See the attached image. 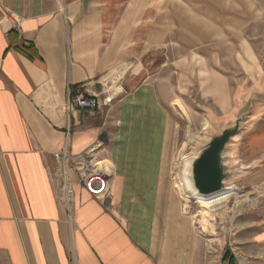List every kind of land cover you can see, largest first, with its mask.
<instances>
[{
	"label": "crops",
	"instance_id": "1",
	"mask_svg": "<svg viewBox=\"0 0 264 264\" xmlns=\"http://www.w3.org/2000/svg\"><path fill=\"white\" fill-rule=\"evenodd\" d=\"M262 14L261 0H0V264H207L171 179L179 125L164 70L178 46L229 43ZM111 75L120 113L109 134L104 107L70 102L85 85L108 92ZM68 137L73 153L98 147L112 168L106 203L75 185L72 218L54 181ZM241 216L218 258L230 249L264 264V212Z\"/></svg>",
	"mask_w": 264,
	"mask_h": 264
},
{
	"label": "rangeland",
	"instance_id": "2",
	"mask_svg": "<svg viewBox=\"0 0 264 264\" xmlns=\"http://www.w3.org/2000/svg\"><path fill=\"white\" fill-rule=\"evenodd\" d=\"M261 5L263 18L257 25L252 23L245 31V36L241 33L232 35L229 43L206 45L200 49L187 45L178 46L176 57L169 60L164 70L161 97L179 125L174 143L171 179L183 199L184 211L193 219L199 231L201 253L206 257L207 264H223L221 257L218 258L221 253L217 250L225 246L227 240L237 232L243 213L250 215L252 221L254 217H260V211L264 212V164L260 169L232 181L240 199H243L241 204L231 196L224 201L226 205L220 211L208 209L206 212L201 203L193 198H186L181 190V176L184 171L182 155L188 154L197 139L203 136L204 122L209 119L210 113L219 119L230 118L236 108L235 99L243 91L248 95L252 87L264 81V76L260 75L244 77L240 70L244 61L246 66L253 64L264 68V0H261ZM107 78L110 89L102 93L101 97L109 94L112 96L111 93L116 92L115 78L112 75ZM116 102L114 95L111 104L102 106L109 120L113 122L107 128L109 134L118 127L115 118L118 119L120 108ZM259 118L260 121L251 132L239 136L235 159L244 165H250L255 158L264 156V110ZM130 146L136 147L137 144ZM99 158L107 159V156L101 154ZM99 164L107 165L112 171L110 161L104 160ZM204 212L208 219H205ZM210 256L213 257L209 258Z\"/></svg>",
	"mask_w": 264,
	"mask_h": 264
},
{
	"label": "water",
	"instance_id": "3",
	"mask_svg": "<svg viewBox=\"0 0 264 264\" xmlns=\"http://www.w3.org/2000/svg\"><path fill=\"white\" fill-rule=\"evenodd\" d=\"M236 108L227 119L210 113V124L188 153V178L194 197L211 199L232 189V181L244 176L255 164L235 159L239 136L249 131L264 110V81L235 99Z\"/></svg>",
	"mask_w": 264,
	"mask_h": 264
},
{
	"label": "built area",
	"instance_id": "4",
	"mask_svg": "<svg viewBox=\"0 0 264 264\" xmlns=\"http://www.w3.org/2000/svg\"><path fill=\"white\" fill-rule=\"evenodd\" d=\"M114 96L106 95L101 97L85 85V92H80L70 105L79 110H95L111 104ZM98 147L81 153H73L70 146V138L62 150L55 153L57 167L54 172V181L57 194L63 202L72 218L76 210L75 185H82L96 199L107 202L111 195V170L107 173L103 167L98 166L100 160ZM246 258H240L238 264H246Z\"/></svg>",
	"mask_w": 264,
	"mask_h": 264
},
{
	"label": "bare ground",
	"instance_id": "5",
	"mask_svg": "<svg viewBox=\"0 0 264 264\" xmlns=\"http://www.w3.org/2000/svg\"><path fill=\"white\" fill-rule=\"evenodd\" d=\"M210 124V120L209 119H205L204 122V129L207 128L209 126L208 124ZM183 158V174H182V181L183 184H181V190L183 191V194L186 198H193L195 199L198 203L202 204V207H204L206 210V212H208L207 210H214V211H220V209H222L223 206L226 205V202H224L225 200H228L231 196H234V198L236 199H240V195L237 192V188L234 187L235 185H231L232 189L228 190V192L224 193L221 196L215 197V198H211V199H202L200 197H194V191L192 190L189 178H188V171H189V164H190V160L188 157V154L182 155ZM181 158V160H182ZM100 165V164H99ZM105 166V167H104ZM100 167H103L105 169V171L107 173H110V167H107V165L101 164ZM182 183V182H181ZM204 215H206V213L204 212ZM206 219V218H205Z\"/></svg>",
	"mask_w": 264,
	"mask_h": 264
},
{
	"label": "trees",
	"instance_id": "6",
	"mask_svg": "<svg viewBox=\"0 0 264 264\" xmlns=\"http://www.w3.org/2000/svg\"><path fill=\"white\" fill-rule=\"evenodd\" d=\"M32 55L31 56H39V53L36 51V49H32ZM223 264H237L236 257L232 253L230 249H226V252L222 258Z\"/></svg>",
	"mask_w": 264,
	"mask_h": 264
}]
</instances>
